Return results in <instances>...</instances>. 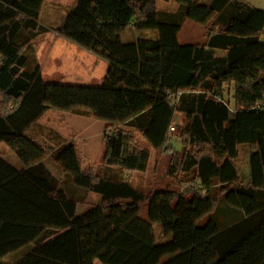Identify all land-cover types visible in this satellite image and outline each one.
<instances>
[{
    "label": "trees",
    "instance_id": "1",
    "mask_svg": "<svg viewBox=\"0 0 264 264\" xmlns=\"http://www.w3.org/2000/svg\"><path fill=\"white\" fill-rule=\"evenodd\" d=\"M44 1L0 0V143L20 164L0 154V264H197L195 246L204 240L216 252L210 264H264V9L243 0H175V10L154 0H75L56 32L108 63L100 84L80 85L45 82L24 52L46 30ZM185 18L211 22L205 43L177 41ZM130 26L157 33L123 41ZM49 109L107 122L103 164L117 174L84 171L72 142L55 147L32 135ZM177 113L185 118L184 149L174 168L191 174L192 185L144 195L123 172L144 171L149 152L130 148L119 126L159 149ZM240 146L247 175L236 164ZM47 154L73 191L97 193L101 202L78 213L80 200L58 184Z\"/></svg>",
    "mask_w": 264,
    "mask_h": 264
},
{
    "label": "rangeland",
    "instance_id": "2",
    "mask_svg": "<svg viewBox=\"0 0 264 264\" xmlns=\"http://www.w3.org/2000/svg\"><path fill=\"white\" fill-rule=\"evenodd\" d=\"M199 1L208 2V0ZM243 1L253 7L264 9V0ZM74 2L75 0H45L39 20L46 30L35 35L31 43L24 46V52L31 59V66H39L41 77L45 82L98 85L105 75L108 66L107 61L70 42L56 32V27L61 23ZM154 3L160 10H175L177 7L175 0H154ZM209 23L201 24L185 18L177 32V41L180 44L205 43ZM156 33V30L144 29L139 31L130 26L120 34V37L123 41H128L136 37H153ZM214 52L216 56L223 54L219 50ZM223 96L230 107L234 108L233 87L231 85L224 86ZM184 120L182 114H175L174 129L169 131L167 142L159 149L153 148L138 130L125 125L119 126L127 132L130 148L147 149L149 152L144 171L125 170L123 172L126 180L144 195L160 189L184 193L189 191L187 187L192 185L191 174H182L174 168L180 153L184 149L182 138L178 133V126ZM111 127L113 126L111 125ZM109 128L107 122L95 118L84 110L58 111L49 109L30 127L29 131L49 145L54 144L55 147L59 146L62 141L72 142L82 170L102 175L105 173L113 175L117 174L120 169L111 168L106 171L103 164L105 152L104 133L106 130L110 132L111 128ZM53 134L59 136V143L54 141L58 139H47L48 136ZM0 154L11 164L17 167L20 166L15 153L4 143H0ZM247 155V147L240 146L236 164L243 174L246 171ZM44 162L58 184L67 193L80 200L77 203L78 213L101 202V197L97 193L73 191L74 188L71 185L69 175L62 170L50 154H47ZM146 210L147 204L143 201L140 203L141 216L146 217ZM210 214L203 216L201 222L206 221ZM154 226L156 232H158L157 225Z\"/></svg>",
    "mask_w": 264,
    "mask_h": 264
},
{
    "label": "crops",
    "instance_id": "3",
    "mask_svg": "<svg viewBox=\"0 0 264 264\" xmlns=\"http://www.w3.org/2000/svg\"><path fill=\"white\" fill-rule=\"evenodd\" d=\"M247 172H248V161L246 159V171H245L246 175H247ZM195 251H196L197 264H210L216 258L215 249L209 240H204L198 243L195 246ZM10 258H11V255H8L4 259L10 260Z\"/></svg>",
    "mask_w": 264,
    "mask_h": 264
},
{
    "label": "built area",
    "instance_id": "4",
    "mask_svg": "<svg viewBox=\"0 0 264 264\" xmlns=\"http://www.w3.org/2000/svg\"><path fill=\"white\" fill-rule=\"evenodd\" d=\"M173 129H174V126H173V123H171L169 126V130H173Z\"/></svg>",
    "mask_w": 264,
    "mask_h": 264
}]
</instances>
